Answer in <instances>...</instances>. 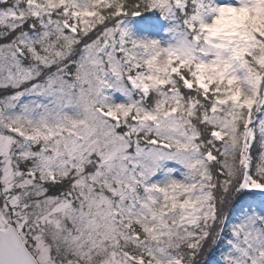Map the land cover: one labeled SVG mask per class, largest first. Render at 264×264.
I'll return each instance as SVG.
<instances>
[{
  "label": "snow or ice",
  "instance_id": "snow-or-ice-1",
  "mask_svg": "<svg viewBox=\"0 0 264 264\" xmlns=\"http://www.w3.org/2000/svg\"><path fill=\"white\" fill-rule=\"evenodd\" d=\"M0 264H264V0H0Z\"/></svg>",
  "mask_w": 264,
  "mask_h": 264
},
{
  "label": "rangeland",
  "instance_id": "rangeland-1",
  "mask_svg": "<svg viewBox=\"0 0 264 264\" xmlns=\"http://www.w3.org/2000/svg\"><path fill=\"white\" fill-rule=\"evenodd\" d=\"M135 27L141 33H150L153 30V25L150 22H136Z\"/></svg>",
  "mask_w": 264,
  "mask_h": 264
}]
</instances>
